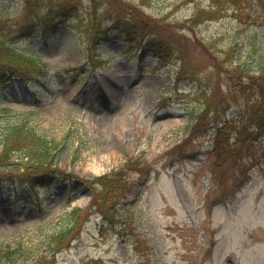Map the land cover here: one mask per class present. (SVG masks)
Segmentation results:
<instances>
[{
    "label": "rangeland",
    "instance_id": "1",
    "mask_svg": "<svg viewBox=\"0 0 264 264\" xmlns=\"http://www.w3.org/2000/svg\"><path fill=\"white\" fill-rule=\"evenodd\" d=\"M63 2L77 8L63 28L47 39L21 33ZM209 3L0 0V153L6 127L24 123L58 145L55 166L76 177L37 197L0 191V250L18 244L34 264L48 253V235L79 207L73 239L42 264H264V136L254 141L247 121L264 98L237 90L220 117L198 124L212 91L226 96V84L237 83L231 68L245 61L254 73L264 64V0H222L220 18L193 27L190 17ZM130 11L148 23L146 37L170 48L166 60L142 54L146 37L124 44L112 20ZM5 46L36 58L46 73L24 82ZM219 127L228 148L212 143ZM128 159L132 192L117 196L135 229L119 234L83 180Z\"/></svg>",
    "mask_w": 264,
    "mask_h": 264
},
{
    "label": "trees",
    "instance_id": "2",
    "mask_svg": "<svg viewBox=\"0 0 264 264\" xmlns=\"http://www.w3.org/2000/svg\"><path fill=\"white\" fill-rule=\"evenodd\" d=\"M39 1L34 0V4ZM90 1L93 4L97 2V0ZM221 1L210 0L207 8L196 10L195 14L190 17L191 25L194 27L202 21L220 18L226 11V8L221 5ZM30 8H33V5H30ZM76 13L77 8L75 4L70 5L63 2L62 4L50 7L48 14L42 17L38 16V20L35 23L23 25L20 31L23 35L32 34L37 31L38 36L47 39L48 34L51 35L58 29L63 28L66 20L74 17ZM128 13L130 16L126 17L124 13H121L116 15L118 18L112 20V27L119 35L125 37V41L123 39L125 45L132 44L139 37H146L148 26V23L134 12L130 11ZM121 17L124 20H119ZM101 40L102 38L99 39V41ZM145 40L146 42L141 47L142 54L151 53L159 61L166 60L170 48H168L165 42L149 39L148 37ZM1 52L7 61L18 64V69L12 72V74L20 77L24 82L46 73L45 64L40 63L36 58L25 56L23 51L18 52L15 48L5 46L1 48ZM8 71L9 68H4L5 73ZM230 71L236 75L237 83L232 86L226 84V96H223L219 90L212 91L213 100L206 105L204 112L199 116L198 124L205 121V123L209 122L211 117H220L221 112L224 110H218L222 107L224 109L230 107L231 103L224 101L225 99L232 100L231 96L236 94L237 90L242 93L254 90L264 98V64H260L253 73L250 71L249 64L245 61L239 62ZM243 78L248 80V84L244 85L245 87H242L240 83ZM211 87H215L216 89L220 85L217 84ZM247 121L249 125L254 127L255 131L250 133L254 141L264 136V106L256 108L250 113ZM224 130L225 127L216 128L215 134L212 137L213 145L215 143H223L225 144V148L229 147V138L224 137ZM2 136L1 142L3 147L0 153V168L3 166V170L0 171L1 192H9L11 197H16L18 193L23 195L25 192L37 197L41 190H51L57 182L63 180L70 181L76 178L55 166L57 153L59 152L58 145L37 134L33 128L28 127L26 124L8 125ZM231 152L233 155L235 154L233 150ZM133 165L134 162L128 159V161L108 174L91 180H83L84 184L89 186L93 192V205L96 207V212L101 215L103 221L113 226L119 234H133L135 229L130 210L126 205L122 204L124 202H121V199L117 196V193L125 191V188H127L126 192H132L133 185L131 183L126 184L125 178L127 173L131 171L130 167ZM6 167H9L11 171ZM35 200L36 207L40 209L41 202H38L37 199ZM123 205L126 213H121L119 209L120 207L123 208ZM81 211V208L76 207L66 214L69 219L68 223L48 235V253L35 260L34 264L47 262L48 257L53 258L56 252L65 248L70 243L74 237V232L79 226ZM119 223H123L122 229H119ZM26 257L18 244L13 247L7 246L6 249L0 250V264H15L19 258L23 259L22 264H32L28 263Z\"/></svg>",
    "mask_w": 264,
    "mask_h": 264
}]
</instances>
